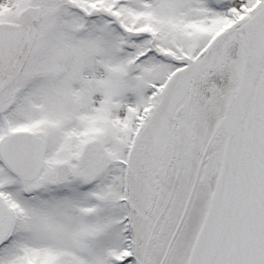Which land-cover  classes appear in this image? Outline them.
Listing matches in <instances>:
<instances>
[{"label": "snow or ice", "instance_id": "1", "mask_svg": "<svg viewBox=\"0 0 264 264\" xmlns=\"http://www.w3.org/2000/svg\"><path fill=\"white\" fill-rule=\"evenodd\" d=\"M0 264H264V0H0Z\"/></svg>", "mask_w": 264, "mask_h": 264}]
</instances>
